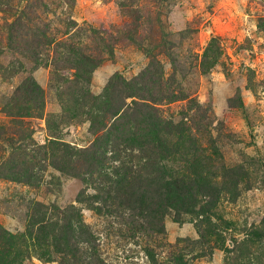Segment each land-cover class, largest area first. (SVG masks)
I'll list each match as a JSON object with an SVG mask.
<instances>
[{"label":"rangeland","instance_id":"374dc122","mask_svg":"<svg viewBox=\"0 0 264 264\" xmlns=\"http://www.w3.org/2000/svg\"><path fill=\"white\" fill-rule=\"evenodd\" d=\"M260 18L264 0H0V256L15 264H82L68 252L40 259L27 229L42 216L63 223L61 213L77 212L106 264H151L146 245L158 264H169L172 252L190 264H264ZM212 39L216 62L203 70ZM118 78L124 82L111 102L126 115L115 121L104 97ZM127 83L136 89L131 98ZM142 104L191 126L197 159L220 189L207 217L175 221L169 214L160 236L134 234L104 217L100 198L101 214L88 206L93 194L108 197L113 189L120 200L135 199L153 189L162 167L182 169L183 152L161 161L127 142L144 133ZM24 105L32 115L20 114ZM199 114L202 123L190 122ZM115 139L126 144L118 147L121 176L112 184L114 175L101 178L88 156L98 152L112 166Z\"/></svg>","mask_w":264,"mask_h":264},{"label":"trees","instance_id":"16d2710c","mask_svg":"<svg viewBox=\"0 0 264 264\" xmlns=\"http://www.w3.org/2000/svg\"><path fill=\"white\" fill-rule=\"evenodd\" d=\"M258 26L264 31V18L259 19ZM212 40L214 43H210L202 57L203 70L210 68L216 62L218 49L215 45L216 40ZM145 75H147V72L142 77ZM123 82L124 80L121 78L110 82L104 97L105 109L116 117L115 121L126 115L125 113L119 114L120 109L115 108V105L111 102L115 91ZM127 85L124 88L129 89L130 93L126 94L125 98H131L137 94L134 91L136 89L131 83H127ZM143 106L147 108H139L141 123L138 122V124L140 127L143 126L144 133L134 134L135 137L129 135L126 139L127 142L137 144L138 148L147 154V157L159 154L161 161L178 160L176 153L183 152V157L179 160L182 169L162 167L161 175L152 180H156V184L152 185L153 189H143L139 193H133L134 196H138L135 199L130 194H125L120 200V193L116 189H113L108 197H103L101 192L96 191L97 193L92 195L94 200L88 206H90V209L98 210V214H101V210L97 209L95 205L100 198L101 203L105 206L104 217L108 218L109 215L114 217L120 225L124 224V226L129 227L134 234H156L160 236L165 233L163 221L169 214H173L174 218L176 217L175 221H181L182 214L207 217L219 201L220 189L212 182V177L201 167L200 158L197 159L200 145L197 137L191 133V126H187L183 121L173 122L170 119H165L154 107L142 104ZM18 109L20 114L24 116L33 114L29 105L18 107ZM38 115H41V113H38ZM203 119L204 116L199 114L195 120L190 119V122L197 120L202 123ZM121 126L120 124L117 129H120ZM107 138L110 139V136ZM116 140L117 147H112L110 151L112 166H107V161L101 160L97 154L98 152H90L88 156L98 167L97 170L101 178L114 175L115 178L110 179L112 184L117 183L118 177L121 176V172H116V166L114 165V163H121L124 157V152L122 154L118 147L120 144L122 147L126 144V141L118 143ZM106 144L108 145V143ZM70 155V157L78 155V152ZM70 160L72 162V159ZM162 164L158 161V165ZM91 166L93 165L91 164ZM53 167L57 168L55 165ZM121 170L122 168H120ZM139 178L141 177L139 176ZM61 214L63 215L62 219H64L63 223L53 222L48 217L45 219L42 216L40 220L38 219L39 221L36 219L37 222L31 223L27 228L30 237L35 238L34 248L39 258L49 261L51 259L50 254L54 252L55 254H62V259H64L68 252L74 259L76 257L82 258V264H106L95 253L96 249L94 250L95 246L92 243V241H95L94 237L86 231L87 228L80 213H69L68 216L65 213ZM159 246L162 247L163 245L160 244ZM144 251L152 261L151 264H158L154 250L149 245L144 247ZM45 254H49L48 257H45ZM169 255L170 257H167L169 264H190L181 253L172 252ZM15 260L16 258L13 257L0 256V264H15ZM69 263L63 260L61 264Z\"/></svg>","mask_w":264,"mask_h":264}]
</instances>
